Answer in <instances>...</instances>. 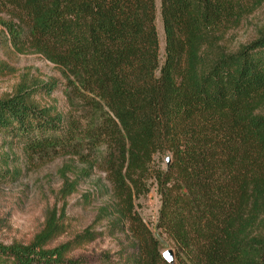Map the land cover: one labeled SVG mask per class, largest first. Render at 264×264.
I'll use <instances>...</instances> for the list:
<instances>
[{"label":"trees","instance_id":"16d2710c","mask_svg":"<svg viewBox=\"0 0 264 264\" xmlns=\"http://www.w3.org/2000/svg\"><path fill=\"white\" fill-rule=\"evenodd\" d=\"M234 3L158 0L160 57L154 0H0L59 67L72 106H39L19 85L0 97V147L17 142L43 160L94 155L135 242L128 264H168L160 235L175 264H264V34L229 53L211 41ZM152 186L156 233L134 208ZM63 231L51 212L28 243H0V264H79L66 255L98 232L48 246Z\"/></svg>","mask_w":264,"mask_h":264},{"label":"rangeland","instance_id":"374dc122","mask_svg":"<svg viewBox=\"0 0 264 264\" xmlns=\"http://www.w3.org/2000/svg\"><path fill=\"white\" fill-rule=\"evenodd\" d=\"M234 2V17L217 33L212 32L214 50L235 52L264 34V0ZM154 3L161 57L163 32L158 0ZM3 22L20 30L18 41L10 37ZM26 34L25 24L17 14L10 7L0 5V97L10 95L20 85L31 92L32 101L39 106L67 115L72 112V106L65 96L59 67L33 48ZM46 83L53 84L51 90L44 85ZM258 111L264 112V103ZM0 141L9 142V139L0 137ZM4 155L10 158L7 165L0 161V172L12 173L0 178V243H28L44 220L55 212L64 231L48 246L64 242L87 228L97 231L98 236L68 253L67 257H77L79 264H128V258L135 253V242L118 215L119 205L104 166L94 161V155L92 158V154H60L43 160L26 154L20 144L13 141L0 147V156ZM160 158L155 160L163 167V156ZM158 206L154 186L134 201L139 217L153 233L158 231L154 228ZM159 239L165 261L175 264L170 241L162 235Z\"/></svg>","mask_w":264,"mask_h":264},{"label":"water","instance_id":"95a60500","mask_svg":"<svg viewBox=\"0 0 264 264\" xmlns=\"http://www.w3.org/2000/svg\"><path fill=\"white\" fill-rule=\"evenodd\" d=\"M162 256L164 257V255L162 254ZM164 259H165V257H164ZM166 260V259H165Z\"/></svg>","mask_w":264,"mask_h":264}]
</instances>
